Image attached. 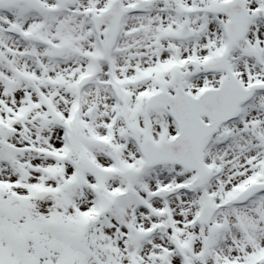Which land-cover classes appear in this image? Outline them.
Instances as JSON below:
<instances>
[{
    "label": "snow or ice",
    "instance_id": "obj_1",
    "mask_svg": "<svg viewBox=\"0 0 264 264\" xmlns=\"http://www.w3.org/2000/svg\"><path fill=\"white\" fill-rule=\"evenodd\" d=\"M0 264H264V0H0Z\"/></svg>",
    "mask_w": 264,
    "mask_h": 264
}]
</instances>
